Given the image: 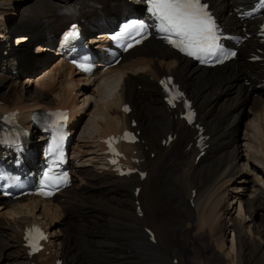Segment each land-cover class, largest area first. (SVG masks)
Returning a JSON list of instances; mask_svg holds the SVG:
<instances>
[{"label":"bare ground","instance_id":"1","mask_svg":"<svg viewBox=\"0 0 264 264\" xmlns=\"http://www.w3.org/2000/svg\"><path fill=\"white\" fill-rule=\"evenodd\" d=\"M55 1L56 3L52 5L48 4V7L40 6L34 9L33 6L27 7L23 4L29 3V0H0V29L4 31L0 38H5L8 33L13 35L15 32H25L23 34L28 36V41L23 36L24 40L29 43L34 32H46L47 28L50 29L51 36L56 35L64 25L74 23V21L69 22L70 18L61 16L59 13L66 4H71L70 8L73 7L71 17L74 20L78 12H83L81 18L88 24L91 21L93 24L102 21L109 24L131 8L120 5L118 3L120 0H88L83 3H78L77 0ZM207 1L229 27H236L238 22L234 20V8L249 6L248 3L251 0ZM93 3L103 5H99L98 9L90 10ZM14 17L18 20L13 26L12 21L11 23L8 21ZM61 20L63 23H60ZM252 25L254 24L247 23V28H251ZM35 27L36 29H33ZM106 33L102 30L91 39L97 44H103L106 41ZM19 39L23 40L22 37ZM50 40L44 37L41 43L49 44ZM41 43L37 45V53L44 59L49 51L43 49ZM6 44V42L0 44V48ZM19 46L20 48L15 47L8 51H11L7 57L8 60L10 62L15 60L9 69L17 65L15 68L17 71L12 76L24 72L33 58L30 55L28 58L26 46ZM254 48H258L257 44L249 39L241 51L249 53L253 52ZM57 56L58 60L54 64V69H57L60 74L63 71L64 75L59 76L58 80L55 78L58 81L56 83L61 86L52 91V99L46 100L48 96L46 90L40 91V94L31 99L25 98L22 94L16 102L1 98L0 116L4 112L17 108L20 111L21 120L26 122L28 120L24 118L37 108L70 109L73 110L71 119L77 121V127L80 120H83L82 117H85L82 114L84 106L91 102L89 120L83 127L84 134L88 136V143L85 142L86 140H77L76 144L82 142L83 146L74 145L70 148L74 156V175L82 174V168L86 163L96 165L97 157L103 167L104 157L101 154L102 151L98 149L99 141L108 135L120 134L124 128H129L131 119L136 121L135 130L140 132V141L137 145L129 147L126 154L129 156L136 151L137 157L144 158L142 170L146 171L145 179L143 181L135 177L119 179L114 176L110 168L103 167V172L96 174L92 188L82 186L73 190L81 204L93 203V207L81 208V216L87 217L90 214L96 219L94 222L98 234L93 235L92 238H96L97 246L99 245L102 249L100 250L102 257L106 259L103 264H159L153 263L149 258L151 254L149 256L148 253L151 250L166 251L169 260L161 264H174L175 259V264H264V252H262L264 239H258L263 235L264 230H258L259 235L256 238L249 237L244 225L248 218L244 216L241 207L240 215L243 222L231 223V220L227 223V218H224V204L228 200L227 193L230 191L227 186L239 177L238 175L241 173L250 175L253 172L254 183L256 185L262 183L264 186L262 165L264 156L261 154L264 144V85L261 84L258 89H254L256 91L252 90L253 92L250 88L255 84L247 85L252 83L253 79L264 78L259 72L261 68L242 63L241 60L219 69L195 68L189 61L178 57L152 39L127 53L115 68L106 70L104 74L97 71L88 78L69 66L66 57L58 54ZM40 57L32 59V62L43 63ZM68 69L69 73H66ZM166 75H173L176 82L193 100L198 111V120L209 136L206 142L209 147L198 163L194 161L197 151L192 142L195 131L185 127L176 118L177 112H170L162 102L157 81ZM12 76L4 77L6 81H11ZM82 82L92 86L93 96L82 97L83 100L78 101L77 96L80 93L76 96L77 98H74L72 94L78 91L73 90L72 87L66 88L65 85L77 86L82 85ZM249 102L251 107L249 106L250 110L247 112L246 107ZM126 103L132 106V112L128 115L121 111ZM241 113L249 117V122L246 124L247 134L244 138L247 157L241 154L240 140L237 136ZM220 122L224 123L223 132L219 129ZM169 133L176 135L174 142L169 146H161V141L166 139ZM253 143L257 144L259 155L252 151ZM223 150L227 151L228 161H224V157L220 156ZM149 154H154V158L151 159ZM92 155H95V159L85 160L87 156ZM81 182H83L82 178ZM139 186V195L135 199L132 189ZM99 188L105 189V196L109 199L105 197L96 199L93 190ZM62 194L63 192L60 195ZM60 197L58 195L54 200L46 202L32 197L15 202L0 198L2 200L0 216L8 220L6 224L8 233L5 235L11 245H7V248L14 249L10 256L17 259L16 264H32L33 262L55 264L57 260H62L65 264H73L66 260L67 254L64 248L61 255L57 252V241L60 239L55 232H51L54 225L53 219L51 222L48 219L52 213L60 209ZM136 200L141 206V217H138L134 210L133 203ZM249 200L252 201L249 213H252V209L260 203L252 218L257 210L261 211L264 218V187H261L259 194ZM191 202L195 205V210L190 205ZM231 207L230 204L229 208ZM31 224L42 228L47 233L48 241L42 253L30 258L23 241V231L25 226ZM147 229L153 231L155 243L148 240L149 236L145 231ZM229 232H237L231 241V249L235 252L237 249L236 262L232 259L234 251L231 253L223 249L225 236ZM109 237H115L114 241H111ZM1 261H3L2 256Z\"/></svg>","mask_w":264,"mask_h":264},{"label":"rangeland","instance_id":"2","mask_svg":"<svg viewBox=\"0 0 264 264\" xmlns=\"http://www.w3.org/2000/svg\"><path fill=\"white\" fill-rule=\"evenodd\" d=\"M77 1H78V3H83V2H86L88 0H77ZM54 3H56L55 0H37V1L36 0H29V3H23V4L26 5L27 7L30 5V6L35 7L34 9H37L40 6H42V7L47 6L48 7L49 6L48 4L52 5ZM99 5H103V4H99ZM99 5L96 3H93L89 9L90 10L91 9H98ZM106 5H105V9H106ZM111 8H113V6H111ZM105 9H104V11H106ZM11 19L8 21V23L9 22L11 23V21H13ZM63 20L65 21V19H63ZM15 22L14 23L12 22L11 24L14 26ZM60 23H63L62 20L60 21ZM66 23L68 24V22H66ZM33 29H36V27ZM46 30H48V31H46V34H48L50 29L47 28ZM42 32H44V31H42ZM0 33H1L0 35H3L2 33H4V31H1V29H0ZM17 33H19V32H15L13 34V37H15V39L13 40L15 45L12 44V46L14 48L15 47L20 48L19 45H22L21 47L26 46L28 48L27 52H26V54L28 55V58H29V55L33 56V58H31V61L28 63L24 72H22V73L20 72L21 74L18 73L17 76H12V74L15 75L14 72L17 71L15 69V68H17L16 67L17 65L15 64V66H13V69H15V70L9 69V67L11 66V62L8 60L7 57L5 59V57H2L0 55V58L2 59V61H4L6 63V64H4L3 62H1V59H0V80H1V83H0V99L1 98H7V99H10L11 101L16 102V100L20 99L22 94L24 95L25 98L31 99L33 96L40 94L41 92H44L45 90H46L45 92H47L46 95L48 94L46 100L52 99V96H51L52 91L54 89L55 90L58 89V87L61 86L60 84H58L56 82H58L57 80H58L59 76L64 75L63 71L60 74V72L57 69H54V66H55L54 64L57 62L58 56L57 55L52 56V57L45 56V58L42 59L40 57L41 55L37 53V45L41 43L42 38L41 39H35V38L31 37L32 41L28 43L27 42L28 40H27L26 42L28 43V45H25L24 44V42H25L24 37L26 35L23 34L25 32L19 33V34H22L21 36ZM21 37L23 40L19 39ZM17 38L21 42H19V40ZM35 42H37L38 44ZM0 44H2V43H0ZM0 50H3V49L0 48ZM39 57L44 61L43 63L39 64V63H36V61L32 62L34 59H37ZM55 70H56V72H55ZM67 71H69V69L65 71L66 73H69ZM58 73H59V75H58ZM7 75H11L13 77V79H11V81H9V80L6 81L5 77ZM2 78H4V80ZM54 80H56V81H54ZM68 80H70V77H68ZM49 82H50V84H49ZM51 83H52V85H51ZM54 83H56L57 85ZM50 86H51V88H50ZM65 87L66 88L72 87L73 90L78 91V92L72 94V96L74 98L79 93L81 94V95L79 94V96H77L79 99L78 101H82L83 100L82 97H86V96L92 97L93 96L92 86L89 84H84L83 82H82V85L80 84V85L74 86L72 84L71 85L66 84ZM252 90L256 91V90L250 88V91H252ZM255 97H257V96L255 95ZM90 106H91V102L88 103V105L84 106L85 108L82 111L83 112L82 114L85 115V117L83 116L82 117L83 120H80L79 129L75 133L76 134L75 138L71 144L72 148L74 147V145L78 146V147H80V145L83 146L82 142H80V144L77 145L75 142L77 140H83V141L86 140L85 142L88 143V139H87L88 136L86 134H84L83 127L87 124V122L89 120V116H90L89 108H90ZM249 106L251 107V102H249L247 107H246L247 112H249V110H250ZM24 119H27V118H24ZM247 122H249V117H247L246 114L241 113L240 119L238 120V123L240 126H238L237 136H238V139L240 140V143H239L241 146L240 151H241L242 155L245 154L244 157H247L246 156L247 151H246V148L244 146L245 145L244 138L247 134V131H246L247 130V125H246ZM219 129H221L220 132L224 131V123L220 122ZM252 145H254L253 146L254 150L252 149V151H254V153L256 155H258V150H256V149H258L257 146L255 145V143H253ZM84 151H86V149H84ZM226 153H227L226 150H223L220 153V156L224 157L223 158L224 161H228V158H227L228 156L226 155ZM96 157H97V155H96ZM149 157H150V154H149ZM88 158H92V159L94 158L95 159V155L87 156V158L86 159L84 158V159L88 160ZM153 158H154V156H153ZM153 158H151V159H153ZM96 160H97L96 165L94 163H92V165H90L89 163L84 164L85 166L82 168V170H83L82 174L78 175L79 173H77L75 175V177L73 178L74 182H73L72 188L68 189L67 192H65L63 194L65 196L59 195V196H61V198L59 199L61 202L60 203V209L57 210L56 213H52L51 216L48 217V219H50V222L53 219L52 223L54 225L51 228V232H55L60 239V241H57V248H56V249H58L57 252H59V255H61V253L63 252L62 248H64L66 250V254H67L66 260L69 263H73V264H103L104 261H106V259H104L102 257V253L100 251L102 249L99 248V245L97 246V244H96V238H92L93 235L98 234L97 228H96V225L94 222V220H96L95 217H92L90 214H88L87 217L81 216L82 215L81 208L93 207V203L88 202L85 204L84 203L81 204L80 201L78 200V198L75 197V193L73 192V190L79 189L82 186H83V188H92L93 187V185L95 184L94 181L96 178V174L97 173L100 174L101 172H103V167L101 165V162L98 160V157L96 158ZM253 174H254L253 172H251L250 175H248V173L247 174L241 173L240 175H238L239 177H236V179L233 180L232 183H230L227 186L228 190H230V191L227 193L228 200H226V202L224 204V212H225L224 218H227V220H228L227 223H229L231 220H232L231 223L243 222V219L241 218V215H240V207H241L244 216L246 218H248V219H246L247 221L244 223L245 232L249 235V237L252 236V238L253 237L256 238L259 235L257 233V231L258 230L260 231V229L264 230V218L262 217L263 214L261 213L260 210H257V213L252 218V215H254L256 207L260 203L255 208L252 209V213H249L250 203L252 202V201L250 202L249 198H253L254 195L259 194L261 191V187L263 188L264 186H262V183L257 184V185L254 183L253 179H254L255 175H253ZM81 178H82L83 182H81ZM104 190H105L104 188H99L97 190L96 189L93 190L95 192L94 195L96 196V199H101L104 197H105V199H109V198H106L107 196H105ZM108 197H109V195H108ZM235 197H236V199H235ZM0 201H2V200H0ZM1 203H0V205H1ZM190 204H192L193 210H195V205L192 202ZM230 204L232 206L231 209L229 208ZM246 211L249 214H247ZM1 214L2 213L0 212V215ZM5 218L6 217L2 218L0 216V257L1 256L3 257V261H1L0 264H16L17 259L13 256H10V254H12L14 249L13 248H7V245H11V243L8 240L7 235H5L6 233H8V231L6 229V227H7L6 224L8 223V220ZM2 226H4V227H2ZM256 226H258V228H256ZM236 233L237 232L227 233V235L225 236L226 241H225V245L223 248L226 252L232 253L234 251L232 253V257H233L232 259L235 260V262L237 261L236 260L237 249H236V252H235V250L231 249V241L233 240V237L235 238ZM58 237H56L57 238L56 240H58ZM109 238L111 239V241H114V239H115V237H109ZM260 238L264 239V233H263V235L258 237V239H260ZM111 241H109V243H111ZM59 243H61L60 246H58ZM100 246H101V244H100ZM218 249H220V247H218ZM262 252H264V245H263ZM70 253H71V255H70ZM150 254H151V256H150ZM148 255L150 256L149 258L152 260L153 263L161 264V262H165V261L167 262V260H169V257H168V254L166 253V251H162V250L161 251L151 250V252H149ZM163 255H165V256H163ZM156 260H157V262H156ZM175 263H176V259L174 260V264Z\"/></svg>","mask_w":264,"mask_h":264},{"label":"snow or ice","instance_id":"3","mask_svg":"<svg viewBox=\"0 0 264 264\" xmlns=\"http://www.w3.org/2000/svg\"><path fill=\"white\" fill-rule=\"evenodd\" d=\"M149 12L157 22V30L163 33V39L173 47L184 52L186 55L204 61L206 58L216 56L220 45L218 43L216 25L207 11V5L201 0H149ZM133 27L138 29L137 35H141L146 29V25H127L125 31H129ZM140 41L137 40L136 43ZM230 55L234 56L235 53ZM227 58V57H225ZM165 90H168L170 81H161ZM182 96V93L171 95L169 103L175 106V101ZM128 109L125 108V111ZM189 123L192 122V116L187 117ZM129 135V134H126ZM109 145L111 147L112 141ZM59 145L54 141L51 152L55 153ZM116 163V161H112ZM55 165V161H54ZM45 182H51L52 185H60L67 183V174L61 176H53L45 174ZM47 195L48 193H42ZM37 235L31 238L30 246L36 250L38 248V240L46 237L39 231L35 230Z\"/></svg>","mask_w":264,"mask_h":264}]
</instances>
